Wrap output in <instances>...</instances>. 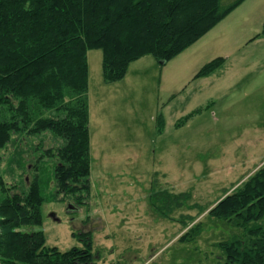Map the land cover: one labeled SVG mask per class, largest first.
Returning a JSON list of instances; mask_svg holds the SVG:
<instances>
[{"label": "rangeland", "instance_id": "1", "mask_svg": "<svg viewBox=\"0 0 264 264\" xmlns=\"http://www.w3.org/2000/svg\"><path fill=\"white\" fill-rule=\"evenodd\" d=\"M263 28L264 0H245L168 63L144 57L115 83L104 80L103 51H89L91 191L58 194V156L44 158L48 247L83 248L89 233L96 264H223L218 244L243 230L209 213L264 166ZM218 58L222 69L195 79ZM60 145L50 133L14 135L0 152L6 185L29 183ZM163 192L187 198L177 209L155 202ZM191 228L199 235L181 239Z\"/></svg>", "mask_w": 264, "mask_h": 264}, {"label": "trees", "instance_id": "2", "mask_svg": "<svg viewBox=\"0 0 264 264\" xmlns=\"http://www.w3.org/2000/svg\"><path fill=\"white\" fill-rule=\"evenodd\" d=\"M244 1L0 0V152L14 135L50 133L61 141L57 155L48 150L38 158L34 178L22 182V190L8 187L0 174V264H96L89 233L82 234L83 248L61 252L46 245L42 230L50 183L45 157L58 156V194L79 199L78 193L91 191L89 51H103L105 82H119L144 57L168 63ZM225 61L208 63L195 79L214 74ZM164 124L160 114L159 133ZM166 197L171 198L153 195L157 203ZM186 198L171 199L180 209ZM209 214L243 230L241 237L218 244L223 264H264V166ZM196 232L191 228L181 239L192 241Z\"/></svg>", "mask_w": 264, "mask_h": 264}, {"label": "water", "instance_id": "3", "mask_svg": "<svg viewBox=\"0 0 264 264\" xmlns=\"http://www.w3.org/2000/svg\"><path fill=\"white\" fill-rule=\"evenodd\" d=\"M160 64L161 65H164V64H166V62L165 61H161Z\"/></svg>", "mask_w": 264, "mask_h": 264}]
</instances>
